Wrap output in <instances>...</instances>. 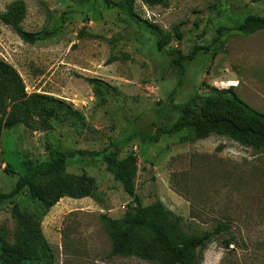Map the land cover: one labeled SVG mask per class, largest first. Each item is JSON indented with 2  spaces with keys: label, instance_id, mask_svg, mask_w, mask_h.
<instances>
[{
  "label": "rangeland",
  "instance_id": "rangeland-1",
  "mask_svg": "<svg viewBox=\"0 0 264 264\" xmlns=\"http://www.w3.org/2000/svg\"><path fill=\"white\" fill-rule=\"evenodd\" d=\"M16 1L26 4L23 27L37 40L24 42L0 20V62L21 81L3 94V118L15 126L0 135V194L26 174L27 163L44 162L52 151L118 144L120 160L136 158L133 183L143 207L153 214L161 203L173 214L163 220L169 231L183 239L228 226L205 248L202 264H264V149L219 135L192 141L189 129L156 137L181 116L176 105L194 94L232 90L264 114V31H239L247 16H264V0H169L153 8L141 0L131 8L125 0H0V13ZM196 46L208 51L184 61L182 72L175 60ZM39 187L43 200L26 188L0 204V264H48L3 252L6 243H23L40 256L39 229L53 264H151L111 256L103 217L122 220L135 203L101 159L69 160L60 180L44 178ZM65 190L91 197L63 198L43 215ZM149 244L134 230L126 247Z\"/></svg>",
  "mask_w": 264,
  "mask_h": 264
},
{
  "label": "trees",
  "instance_id": "trees-1",
  "mask_svg": "<svg viewBox=\"0 0 264 264\" xmlns=\"http://www.w3.org/2000/svg\"><path fill=\"white\" fill-rule=\"evenodd\" d=\"M134 1L125 0L124 6L131 8ZM141 1L143 4L153 8L167 5L169 0ZM26 13V4L23 1H16L7 7L6 12L0 13V20L6 26L11 27L24 42L34 44L37 36L29 33L23 27ZM239 31L247 36H253L264 31V16H247L239 26ZM201 51H208V49L196 46L190 54L183 55L180 53V56L175 60L176 65L184 72V61L194 60ZM12 81L21 83L19 75L13 68L0 62V135L3 130H10L15 126L14 119L8 118L6 121L4 120L3 114L5 110L2 106L4 91ZM89 82L91 84L95 83L94 80H89ZM38 98L45 99V97L41 96H38ZM176 108L181 112V116L168 129H158L157 138L189 129L192 141L219 135L229 137L243 146L252 147L258 151L264 149V114L246 106L233 94L232 90L227 91V95L201 96L194 94L186 103L176 105ZM147 138L150 140L154 139L150 136ZM120 152L121 147L118 144H113L100 152L82 150L52 151L48 160L38 164H26V174L18 179L11 191L0 194V204L5 200L16 197L26 188L30 189L34 198L43 200L44 195L39 187L42 179L60 180L65 174L67 161L77 157L99 158L107 165L109 172L122 183L125 192L133 197L135 203L133 210L122 220L111 221L106 216L103 217L112 241L111 256L127 257L137 255L151 264H158L159 262L163 264V261L156 254L160 250L169 255L176 264H202L205 248L216 236L227 231L228 226L225 223H219L213 231H205L183 239L174 232L169 231L163 220L169 221L170 218H174L173 214L167 211L161 203L158 210L153 214H150L143 207L133 183L136 158L131 156L126 160H120ZM7 172L10 173L11 169L8 168ZM88 197H91L88 192L61 191L53 201L47 204L43 215L63 198L80 200ZM116 226H120L123 229L121 236L115 233ZM134 230H140L149 237L150 244L147 248L136 250L126 247L128 238ZM38 234L42 246V254L40 256L28 250L23 243L16 245L6 243L3 246L5 257L21 262L45 259L48 264H53L51 247L40 229ZM229 245L230 242L228 241L227 246Z\"/></svg>",
  "mask_w": 264,
  "mask_h": 264
}]
</instances>
